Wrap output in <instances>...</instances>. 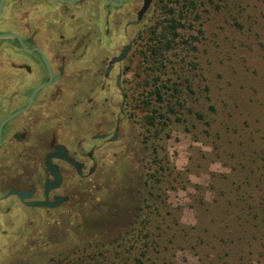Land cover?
Instances as JSON below:
<instances>
[{
    "label": "rangeland",
    "instance_id": "obj_1",
    "mask_svg": "<svg viewBox=\"0 0 264 264\" xmlns=\"http://www.w3.org/2000/svg\"><path fill=\"white\" fill-rule=\"evenodd\" d=\"M154 18L125 60L131 113L89 195L18 264H264V0H185Z\"/></svg>",
    "mask_w": 264,
    "mask_h": 264
},
{
    "label": "flooded vegetation",
    "instance_id": "obj_2",
    "mask_svg": "<svg viewBox=\"0 0 264 264\" xmlns=\"http://www.w3.org/2000/svg\"><path fill=\"white\" fill-rule=\"evenodd\" d=\"M143 2L0 0V264L51 243L42 230L89 195L131 113L125 60L155 11L185 0H149L138 16Z\"/></svg>",
    "mask_w": 264,
    "mask_h": 264
},
{
    "label": "water",
    "instance_id": "obj_3",
    "mask_svg": "<svg viewBox=\"0 0 264 264\" xmlns=\"http://www.w3.org/2000/svg\"><path fill=\"white\" fill-rule=\"evenodd\" d=\"M149 0H144L140 10L138 11V16L141 15V13L145 10L147 3ZM127 49V45L123 46V48L121 49V51L119 52V54L116 57H113L112 60H119L123 57L124 53L126 52ZM118 81V76H116V82ZM116 132L114 131L113 135L109 138L110 140H113L115 137Z\"/></svg>",
    "mask_w": 264,
    "mask_h": 264
},
{
    "label": "trees",
    "instance_id": "obj_4",
    "mask_svg": "<svg viewBox=\"0 0 264 264\" xmlns=\"http://www.w3.org/2000/svg\"><path fill=\"white\" fill-rule=\"evenodd\" d=\"M175 25H180V23H179V22H176L175 24L170 25V26L172 27V30L174 29V26H175ZM172 34H174L173 31H172ZM165 45H167V44H165ZM167 46H168V45H167ZM152 47H153V45H151V43L148 42V43H147V48H146V50L151 51V50H153ZM153 92H154V94H155V96H156V99L158 100V99H159V95H158L157 90H155V91H153ZM145 118H146V122H147L148 124L151 123V118H150L149 115L145 116Z\"/></svg>",
    "mask_w": 264,
    "mask_h": 264
}]
</instances>
